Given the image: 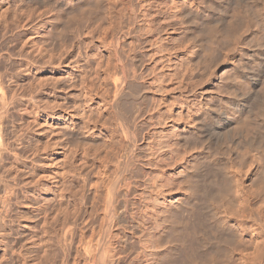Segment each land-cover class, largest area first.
Instances as JSON below:
<instances>
[{
    "label": "rangeland",
    "instance_id": "1",
    "mask_svg": "<svg viewBox=\"0 0 264 264\" xmlns=\"http://www.w3.org/2000/svg\"><path fill=\"white\" fill-rule=\"evenodd\" d=\"M69 1L0 0V264H264V0Z\"/></svg>",
    "mask_w": 264,
    "mask_h": 264
},
{
    "label": "bare ground",
    "instance_id": "2",
    "mask_svg": "<svg viewBox=\"0 0 264 264\" xmlns=\"http://www.w3.org/2000/svg\"><path fill=\"white\" fill-rule=\"evenodd\" d=\"M66 1H67V0H66ZM68 1H69V0H68ZM70 1H71V0H70ZM70 1H69V2H70ZM206 1H207V0H206ZM206 1H205V2H206ZM236 1L238 2L239 0H236ZM242 1H243V0H242ZM242 1H241V2H242ZM260 1H261V0H259V2H260ZM77 2H78V1H77ZM77 2H75V3H77ZM80 2H81V1H80ZM199 2H200V1H199ZM200 3H201V2H200ZM67 4H68V3H67ZM69 4H70V7L73 5L72 2L69 3ZM71 4H72V5H71ZM79 4H80V3H79ZM204 4H205V3H204ZM257 4H259V3H257ZM260 4H261V3H260ZM260 4H259V5H260ZM80 5H81V4H80ZM187 5H188V6H186V14H187V12H189L190 15H191V14H194V15H196V16H198V17H199L200 15H202L203 13L206 14L205 11L208 10V8H201V7H200V4L197 5V4L194 3L193 1H192V3H189V4H187ZM195 5H197V10H195V9L193 10V7H194ZM207 5H208V4H206V7H207ZM209 5H210V4H209ZM254 5H255V4H254ZM259 5H258V6H259ZM77 6H78V4H77ZM192 6H193V7H192ZM235 6H236V5H235ZM241 6H242V5H241ZM256 6H257V5H256ZM258 6H257V7H258ZM74 7H75V5H74ZM202 7H203V5H202ZM208 7H209V6H208ZM243 7H245V6H243ZM251 7H252V6H251ZM254 7H255V6H254ZM254 7H253V8H254ZM259 7H260V6H259ZM71 8H72V7H71ZM195 8H196V6H195ZM260 8H261V7H260ZM198 9H199V10H198ZM235 9H236V8H235ZM239 9H240V11H237V13H238V12H241V8H238L237 10H239ZM248 9H249V8H248ZM255 9H257V8H255ZM184 10H185V9H184ZM249 10H250V9H249ZM202 11H203V12H202ZM233 11H234V10H233ZM254 11H255V10H254ZM234 12H236V11H234ZM242 12H243V11H242ZM242 12H241V13H242ZM244 12H245V8H244ZM247 12H248V11H247ZM237 13H236V14L234 13V14L237 15ZM241 13H240V14H241ZM245 13H246V12H245ZM245 13H244V14L242 13L243 15L241 14V15L243 16V19L245 18L244 20H246V17L249 19V18H250V16H249V13H250V12L248 13V15H246ZM257 13H258V12H257ZM189 14H188V15H189ZM260 14H261V13H260ZM260 14H259V15H260ZM209 15H210V14H209ZM248 16H249V17H248ZM251 16H253V15H251ZM254 16H255V15H254ZM204 17H205V16H204ZM239 17H240V16H239ZM258 17H259V16H258ZM258 17H257V18H258ZM206 18H207V17H206ZM254 18H255V17H254ZM262 18H263V16H262ZM258 19H259V18H258ZM258 19H257V20L255 19V21L257 22ZM205 20H206V19H205ZM251 20H252V19H251ZM251 20H249V21H251ZM253 20H254V19H253ZM259 20H260V19H259ZM262 20H263V19H262ZM246 21H247V20H246ZM246 21H245V22H246ZM253 22H254V21H252V23H253ZM258 22H259V21H258ZM232 23H233V22H232ZM232 23H231V24H232ZM238 23H239V21H238ZM240 23H241V22H240ZM243 23H244V21H243ZM249 23H250V22H249ZM260 23H261V22H260ZM214 24H215V23H214ZM214 24H212V25H211V24L207 25L209 31H210L213 35H215V33H219L218 31L220 30V29H218L219 26L216 27L217 25L215 26ZM244 24H245V23H244ZM262 24L264 25V23H262ZM262 24H261V25L259 24L260 27L262 26ZM229 25H230V24H229ZM233 25H234V24H233ZM237 25H238V24H237ZM254 25H255V27L257 26L256 29L258 30V28H259V27H258V24L256 25V24L254 23ZM252 27H253V25H252ZM262 27H264V26H262ZM235 29H236V28H235ZM230 30H231V29H230ZM233 30H234V28H233ZM260 30H261V29H260ZM258 31H259V30H258ZM258 31H257V33H258ZM232 32H233V31H232ZM235 32H236V31H235ZM259 32H260V31H259ZM261 32H262V31H261ZM261 32H260V33H261ZM263 32H264V30H263ZM233 34H234V33H233ZM262 34H264V33H261V36H262ZM213 35H212V36H213ZM262 37H263V36H262ZM258 60H259V59H257V57H255V55H252V56L249 57L248 62H249V63H252V64H257V63H258ZM243 64H244V63H243ZM242 66H243V65H242ZM238 71H239V69H238ZM239 73H240V72H238V74H239ZM238 76H239V75H238ZM238 76L235 77V80L238 78V79L236 80V83H237L238 85H240V86H243L246 82L243 83V81L241 80L242 77L239 78ZM233 79H234V78H233ZM242 79H243V78H242ZM122 85H123V84L119 85V90H122V89L124 88ZM240 86H239V87H240ZM263 87H264V86H263ZM5 92H6V91H5ZM0 93L2 94V95L0 94V97L3 96V98H0V99H1V102L4 104L5 101H3V100H4V97L6 98V96L4 95V89H3V87H0ZM5 94H6V93H5ZM232 99H233V98H232ZM245 101H246V99H245ZM246 102H247V101H246ZM5 103H6V102H5ZM219 103H222V102H219ZM224 103H226V102H223L222 105H221V107L224 106V107L226 108L225 114H224V112H222V113L218 112V111H217L218 108L216 109L217 112L214 113V115H211V114L208 115V114H206V113H205L206 115H205V114H202L203 116H205L204 119L208 118V120L210 119V121H211V119H212L213 121H215V123H214L215 125L217 124L216 122L219 123L218 126L221 128V131H222V129H223V131H224V132H223V131L221 132V135H222V133H224V134H228V135H229V133H230V135H231V134H233L234 132H237V130H236V127H237V126L235 127V125H237V121H238V119H237L238 116H237V115L235 116V114H237V112H238L239 114H242V115L245 114V118L243 119L244 122H245L244 125H246V123L249 124V123L252 122V121H250V119H249V118H250V117H249V114L247 113V115H246V113H245V108H244V105H245V104H244V101L242 102L241 100H238V101H236V103H234V102H230L229 105H228L227 103H226V104H224ZM3 104H2V106L4 107ZM6 104H7V103H6ZM225 105H226V106L228 105V106L226 107ZM5 106H6V105H5ZM3 107H2V112L0 113V146H3V145H4L3 141L1 140V139H2V137H1V134H2L1 131H2V130H1V129H3L2 126H1V124H2V122H1V120H2V114H4L5 112L7 113V109H5V108H8V107H5V108H3ZM220 110H221V109H220ZM252 111H253V110H252ZM6 113H5V114H6ZM250 113H251V112H250ZM202 115H198L197 117L194 116V119H193V120H194V121H198V120L200 121ZM3 116H4V115H3ZM203 116H202V117H203ZM241 117H242V116H241ZM252 117H253V116H252ZM254 117H255V116H254ZM257 118H258V116H257ZM248 119H249V120H248ZM251 119L253 120V118H251ZM239 120H240V119H239ZM243 120H242V121H243ZM256 120H257V119H256ZM204 121H205V120H204ZM249 121H250V122H249ZM211 122H212V121H211ZM238 122H239V121H238ZM244 122H243V123H244ZM257 122H258V121H257ZM209 123H210V122H209ZM239 123H240V122H239ZM243 123L241 122L240 124H243ZM210 124H211V123H210ZM253 124H254V123H253ZM238 125H239V124H238ZM254 125H255V124H254ZM218 126H217V127H218ZM198 127H199V126H198ZM245 127H246V126H245ZM250 127H251V125L249 124V125L247 126L246 129L248 130V128H249V129L251 130ZM200 128H201V127H200ZM213 128H214V127H213ZM215 128H216V127H215ZM238 128H239V127H238ZM252 128H253V127H252ZM240 129H243L242 126L240 127ZM257 129H258V127H257ZM213 130H214V129H213ZM215 130L218 131L217 129H215ZM235 130H236V131H235ZM247 130H246V131H247ZM248 131H249V130H248ZM248 131H247V132H248ZM254 131H255V130H254ZM254 131H253V132H254ZM192 132H193V131H192L191 129L184 127V128L182 129V131H180V135H183V136H184V139H185V136L193 135ZM238 132H240V131H238ZM242 132H243L242 134L245 135V134H244L245 132H244V131H242ZM247 132H246V133H247ZM249 132H250V131H249ZM218 133H219V131H218ZM250 133H251V132H250ZM224 134H223V136H224ZM247 134H248V133H247ZM251 134H252V133H251ZM219 135H220V134H219ZM233 135H234V134H233ZM243 135H241L240 137H242ZM183 136H182V139H183ZM223 136H222V137H223ZM225 136H227V135H225ZM245 136H246V135H245ZM245 136H244V137H245ZM251 136H252V135H251ZM188 137H189V136H188ZM249 137H250V136H249ZM257 137H258V136H257ZM187 139H188V138H186V140H187ZM224 139H225V138H224ZM229 139H230V138H229ZM241 139H243V138H241ZM253 139H254V137H253ZM132 140H133V138H132ZM183 141H185V140H183ZM238 141H239V140H238ZM244 141H245V140H244ZM249 141H250V140H249ZM132 142H133V141H132ZM186 142H187V141H186ZM229 142H230V141H229ZM236 142H237V141H236ZM246 142H247V141H246ZM251 142H253V141H251ZM130 143H131V142H130ZM240 143H241V142H240ZM243 143H244V142H242V145H243ZM222 144H223V143H222ZM234 144H235V143H234ZM248 144H249V143H248ZM131 145H132V144H131ZM220 145H221V144H220ZM235 145H236V144H235ZM221 146H222V145H221ZM233 146H234V145H233ZM214 147H215V146H214ZM225 147H226V146H225ZM228 147H229V146H228ZM215 149H216V151H213L212 153H210V154H212L213 156H214V155H217V154L214 153V152H217V151L220 150L219 146H218L217 148H215ZM224 149H226V148H224ZM211 150H212V149H211ZM211 150L209 149L208 151H211ZM228 150H229V149H228ZM1 151H2V148L0 147V154H1ZM208 151H207V152H208ZM219 153H220V152H219ZM208 154H209V153H208ZM208 154H206V155H208ZM210 154H209V156H210V158H211L212 155H210ZM218 155H219V154H218ZM209 156H208V157H209ZM208 157H207V158H208ZM0 158H2V157H0ZM0 160H1V159H0ZM208 160H209V159H208ZM0 162H1V161H0ZM224 188H225V187H224ZM218 190H219V189H218ZM218 190H216V193L218 192L219 194L222 195V193L220 192L221 190H220V191H218ZM160 193L162 194V191H160ZM214 193H215V192H214ZM216 193H215V194H216ZM223 193H224V192H223ZM216 195H217V194H216ZM221 195H220V196H221ZM223 195H224V194H223ZM223 195H222V196H223ZM218 196H219V195H218ZM222 196H221V197H222ZM163 197H164V196H163ZM221 197H220V198H221ZM164 198H165V197H164ZM164 203H165V202H164ZM201 223H202V222H201ZM196 231H197V230H196ZM196 231H195V232H196ZM178 234H179V233H178ZM189 240H190V239H189ZM84 251L86 252L85 254H89V255H90L91 247H88V249L85 248ZM86 256H88V255H86Z\"/></svg>",
    "mask_w": 264,
    "mask_h": 264
}]
</instances>
